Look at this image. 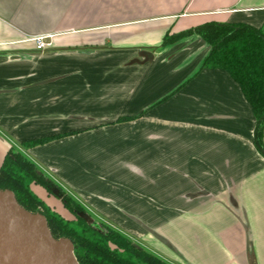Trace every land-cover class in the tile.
Here are the masks:
<instances>
[{
	"label": "crops",
	"instance_id": "0c3cea01",
	"mask_svg": "<svg viewBox=\"0 0 264 264\" xmlns=\"http://www.w3.org/2000/svg\"><path fill=\"white\" fill-rule=\"evenodd\" d=\"M208 21L264 32V0H0V165L19 150L171 264H264L252 109L227 71L202 67L199 35L162 44Z\"/></svg>",
	"mask_w": 264,
	"mask_h": 264
},
{
	"label": "trees",
	"instance_id": "16d2710c",
	"mask_svg": "<svg viewBox=\"0 0 264 264\" xmlns=\"http://www.w3.org/2000/svg\"><path fill=\"white\" fill-rule=\"evenodd\" d=\"M192 34L199 35L210 48L202 60V67L227 71L244 94L255 120L254 144L264 155V32L261 28L245 23L221 24L208 21L176 34L165 33L162 44L169 45ZM61 136L63 135L55 134L32 139L23 146L40 145ZM1 163L0 190L11 191L19 206L26 211L43 214L54 239L64 237L70 240L72 254L78 264H171L135 244L121 231L107 223L96 221L85 207L19 150L10 148ZM33 183L58 197L73 218L65 217L51 208L32 191ZM54 186H59L60 192L54 193Z\"/></svg>",
	"mask_w": 264,
	"mask_h": 264
},
{
	"label": "water",
	"instance_id": "95a60500",
	"mask_svg": "<svg viewBox=\"0 0 264 264\" xmlns=\"http://www.w3.org/2000/svg\"><path fill=\"white\" fill-rule=\"evenodd\" d=\"M44 226L48 235L43 231ZM0 264L78 263L70 240L54 239L43 214L26 211L11 191L0 190Z\"/></svg>",
	"mask_w": 264,
	"mask_h": 264
},
{
	"label": "built area",
	"instance_id": "2783aa9c",
	"mask_svg": "<svg viewBox=\"0 0 264 264\" xmlns=\"http://www.w3.org/2000/svg\"><path fill=\"white\" fill-rule=\"evenodd\" d=\"M36 44V49H43L50 43L47 42L48 36L45 34H37V36L32 37Z\"/></svg>",
	"mask_w": 264,
	"mask_h": 264
},
{
	"label": "rangeland",
	"instance_id": "374dc122",
	"mask_svg": "<svg viewBox=\"0 0 264 264\" xmlns=\"http://www.w3.org/2000/svg\"><path fill=\"white\" fill-rule=\"evenodd\" d=\"M58 187H59V186H54V187H53L52 190H53L54 193L60 192V188H58ZM34 193H36V192L34 191ZM42 196H43V195H42ZM40 197H41V196H40ZM43 197H44V196H43ZM41 198H42V197H41ZM57 198H58V197H57ZM43 199H44V198H43ZM45 199H46V198H45ZM58 199H59V198H58ZM58 199H57V201H60V200H58ZM91 216H92V215H91ZM66 217H68V218H70V217L73 218L70 214H69V215L67 214ZM92 217H93V216H92ZM44 218H45V217H44ZM93 218H94V217H93ZM94 219H96V221H100V222H103V223H107V222L101 221V220H99V219H97V218H94ZM107 224L110 225L109 223H107ZM110 226H111V225H110Z\"/></svg>",
	"mask_w": 264,
	"mask_h": 264
},
{
	"label": "bare ground",
	"instance_id": "6f19581e",
	"mask_svg": "<svg viewBox=\"0 0 264 264\" xmlns=\"http://www.w3.org/2000/svg\"><path fill=\"white\" fill-rule=\"evenodd\" d=\"M28 215H29L30 218H32V216H31L30 213ZM43 231H44L45 234L48 235V230H47V227L46 226L43 227Z\"/></svg>",
	"mask_w": 264,
	"mask_h": 264
}]
</instances>
